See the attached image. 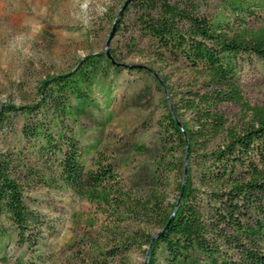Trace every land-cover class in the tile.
Segmentation results:
<instances>
[{
  "label": "trees",
  "instance_id": "obj_1",
  "mask_svg": "<svg viewBox=\"0 0 264 264\" xmlns=\"http://www.w3.org/2000/svg\"><path fill=\"white\" fill-rule=\"evenodd\" d=\"M132 9L152 63L170 62L189 74L180 88L162 76L171 105L165 98L156 139L133 147L150 158L149 191L138 195L127 187L103 156L86 164L99 141L82 142V120L105 130L114 118L113 82L125 69L143 70L119 66L116 51L115 62L104 52L89 53L44 79L35 103L0 110V127L16 134L14 147L0 152V252L12 240L38 244L33 234L44 222L24 193L38 179L86 198L109 223L116 235L100 257L133 264L128 254L138 249L145 258L175 208L188 149L181 202L148 264H264V102L250 104L239 86L242 61L264 62V0H218L212 12L194 0H133L117 29ZM253 19L262 20L254 26ZM129 44L134 49L137 39ZM225 104L241 106L239 119L228 116Z\"/></svg>",
  "mask_w": 264,
  "mask_h": 264
},
{
  "label": "rangeland",
  "instance_id": "obj_2",
  "mask_svg": "<svg viewBox=\"0 0 264 264\" xmlns=\"http://www.w3.org/2000/svg\"><path fill=\"white\" fill-rule=\"evenodd\" d=\"M125 1L0 0V110L4 105L21 107L35 103L44 79L71 70L89 53L104 52ZM194 1L201 3L205 12H212L218 2ZM123 20L110 41V53L116 51L122 64L142 66L143 70L122 71L113 82V120L105 130H99L92 120L84 118L82 142L99 141V152L86 159L88 166L103 156L114 163L127 187L145 195L149 185L144 173L150 158L135 152L133 147L156 139L164 99L168 98L171 105L162 76L167 75L180 88L187 83L189 74L170 62L153 64L147 57L148 43L137 29L134 10L126 12ZM260 20H251V25L258 26ZM134 38L137 46L131 50L129 43ZM239 86L250 104L264 102L262 60L253 57L241 62ZM223 108L231 119H239V104H225ZM15 143L14 130L0 127V152L12 149ZM30 164L42 172L40 165ZM24 193L29 206L44 222L41 232L33 234L38 244L28 246L12 240L0 252V264H117V260L98 254V250L112 247L116 233L86 198L65 187L40 183L38 179H32ZM170 199L174 200L173 195ZM128 225L131 224L123 225V233ZM3 227L12 230L6 221ZM128 256L133 264H142L144 259L138 249ZM4 257L8 262L3 261Z\"/></svg>",
  "mask_w": 264,
  "mask_h": 264
},
{
  "label": "water",
  "instance_id": "obj_3",
  "mask_svg": "<svg viewBox=\"0 0 264 264\" xmlns=\"http://www.w3.org/2000/svg\"><path fill=\"white\" fill-rule=\"evenodd\" d=\"M133 2V0H126L124 5L122 6V8L120 9L118 15L116 16L115 18V22H114V25H113V29L110 33V36H109V39L106 43V49L104 51V53L106 54V56L113 60V57L111 56V53H110V50H109V45H110V41L112 39V37L114 36L116 30H117V27H118V24L120 22V19L121 17L123 16L124 12L126 11V9L131 5V3ZM114 61V60H113ZM115 62V61H114ZM119 66H125V67H138V68H142V66H135V65H124L122 63H117ZM145 68V67H144ZM149 70V69H148ZM155 75V77H157V74L156 73H153ZM179 125L180 122H178ZM189 146V144H187V147ZM187 161H188V149H187V152H186V157H185V161H184V174H183V183H182V189H181V192H180V195L177 199V202H176V205H175V208L171 214V217L169 219V221L167 222V224L165 225V227L159 231L151 240V243L150 245L148 246V249H147V252H146V255H145V258H144V264H148V258H149V254H150V251H151V248L153 246V243L155 241L156 238H158L159 236H161L163 234L164 231H166V229L168 228V226L171 224L172 220L174 219V216L176 214V210H177V207L179 206L180 202H181V198H182V194H183V190H184V186H185V182H186V175H187Z\"/></svg>",
  "mask_w": 264,
  "mask_h": 264
},
{
  "label": "clouds",
  "instance_id": "obj_4",
  "mask_svg": "<svg viewBox=\"0 0 264 264\" xmlns=\"http://www.w3.org/2000/svg\"><path fill=\"white\" fill-rule=\"evenodd\" d=\"M0 30H2V29H0ZM13 39H15V37H13ZM16 51H17V52H21V50H20V49H16Z\"/></svg>",
  "mask_w": 264,
  "mask_h": 264
}]
</instances>
